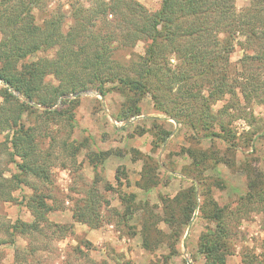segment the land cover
Returning <instances> with one entry per match:
<instances>
[{"label": "trees", "instance_id": "1", "mask_svg": "<svg viewBox=\"0 0 264 264\" xmlns=\"http://www.w3.org/2000/svg\"><path fill=\"white\" fill-rule=\"evenodd\" d=\"M37 4L38 0H0V81L5 85L0 89V135L4 134L0 140V161L4 157L17 170L7 177L0 168V203L11 201L13 192L26 187L30 194L22 199L33 217L31 223L17 219L12 224H0L2 234L11 239L12 246L17 233L28 239L25 250L14 246L12 264L35 261L38 235L62 239L72 233L70 226L47 219L53 209L47 201L52 194H43V188L47 190L53 183L51 167L56 155L76 161L77 154L86 146L71 139L79 100L66 96L89 89L101 96L117 93L122 100L112 117L131 125L130 119L142 114L141 102L149 95L154 111L164 116L149 118L156 129L152 149L162 146L171 134L163 123L156 121L173 120L177 128L187 131L188 143L195 141L200 145L202 140L219 139L229 151L235 147L236 137L229 127L236 116L229 110L264 90L260 75L245 77L246 83L239 82L237 78L242 77V72L237 73L238 68L245 71L247 64L242 60L237 66L230 61L234 40L241 35L248 50L256 54L261 50L260 56L247 59L254 63L255 69L260 66L264 49L256 48L264 39V0H251L243 14L237 12L234 0H160L155 11H149L136 0H96L89 9L73 7L67 29H64L65 14L60 10L38 22L33 12ZM138 42L144 44L142 54L135 51ZM51 50V57L36 56ZM226 96L231 98L229 103L215 111L214 104ZM59 102L60 106L54 107ZM226 116L229 120H225ZM63 122L68 133L57 140L54 132L59 129L53 131L49 126H60ZM46 138L50 144L42 149L40 142ZM181 153L190 159L180 170L190 185L173 197H159L162 221L169 231L159 230L157 219L153 221L151 217H155L150 213L141 228L145 248L153 241L165 239L174 253L173 243L179 240L198 208L207 223L197 244L204 257L202 264H226L227 206H219L212 198L204 172L221 160L228 167L233 162L219 157L214 149L206 151L191 145L182 148ZM135 154L143 162L137 187L144 191L155 188L156 168L161 166L156 160L157 165L149 164L151 158L139 151ZM107 155V151H90L87 159L95 168ZM231 155L233 158L234 154ZM62 163L65 167V162ZM241 169L247 190L238 197L237 208L255 201L264 203V172L256 171L249 163ZM118 172L117 169L114 175L117 182ZM95 184L94 180L92 185ZM93 186L73 203L71 217L75 222L96 228L100 225L101 196ZM200 196L203 199L199 204ZM260 210H264V204ZM211 222L214 226L208 225ZM153 234L156 238L150 241L148 235ZM5 242L0 238V245ZM256 258L257 255L249 254L242 264L260 262Z\"/></svg>", "mask_w": 264, "mask_h": 264}, {"label": "rangeland", "instance_id": "2", "mask_svg": "<svg viewBox=\"0 0 264 264\" xmlns=\"http://www.w3.org/2000/svg\"><path fill=\"white\" fill-rule=\"evenodd\" d=\"M136 1L149 11L157 10L160 5V0ZM95 2L96 0H38L35 7L37 9L33 12L37 21L41 22L42 18L52 11L60 10L65 14L64 29H67L71 23L70 13L73 7L80 5L89 9ZM250 2L251 0H234L237 12L243 14ZM256 21L259 23V20ZM244 42V37L238 35L234 40V50L230 54V61L237 66L242 60L247 64L245 71L238 68L237 73L240 74L241 71L242 77L237 80L246 83L245 77L250 79L260 75L264 81V57L259 60L260 66H257V69L251 60H247L248 56H260V49H264V39L262 45L256 48L260 50L257 54L248 50ZM143 47L144 44L138 42L135 51L142 54ZM52 55L51 50L36 56ZM3 86L5 85L0 81V89ZM262 91L263 93L253 95L250 101L240 102V107L234 106L229 110L230 114L236 116L229 126L236 135L235 147L229 151H226L227 145L219 139L202 140L200 145L195 141L188 143L185 138L187 131L181 127L177 128L172 120L166 123L156 121L157 124L163 123L165 128L171 130V134L162 146L152 149V134L156 129L152 127L149 118L164 116L154 111L149 95L141 102V116L132 120L131 125L114 121L111 117L122 100L117 93L110 92L100 96L94 89H89L75 96H66L71 99L77 97L79 100L74 111L75 123L71 139L83 142L86 146L77 154L76 161L56 155L51 167L53 183L47 190L43 188V194H52V199H47L53 208L47 214V219L50 223L70 226L72 233L62 239L52 236L45 239L38 235L40 242L37 245L36 259L30 264H202L204 257L198 251L197 244L200 234L206 230L207 223L198 208L179 240L173 243L174 253L168 249L165 239L158 243L153 241L145 248L141 233L142 225L150 213L155 217H151L153 221L157 219L159 230L166 233L169 231L162 221L159 197H173L177 191L190 185L188 179L182 178L180 174L181 168L186 167L190 161L181 150L189 145L206 151L214 149L219 157L230 158L229 162H233L232 167H228L221 160L217 166L204 172L212 198L219 206H227L225 214L229 228V253L226 264H242V259H246L249 254L257 255L256 261L260 262L256 264H264V210H260L264 203L255 201L251 205L237 208L238 197L243 196L247 190L245 174L241 167L249 163L256 171L264 172V90ZM230 99L226 96L224 100L216 102L213 109L219 110L222 105L228 104ZM60 104L61 102L54 107ZM229 118L226 116L225 120ZM59 125L49 126L53 131L60 130L54 132L57 133V140L68 133L64 122ZM2 139L4 134L0 135V140ZM49 144L48 138L43 139L40 148L47 149ZM98 150L107 151L108 155L101 165L93 168L87 154ZM135 151L149 156V164L161 166L156 168L158 185L150 191H144L136 185L143 162ZM62 162H65V167ZM0 168L7 177L17 172L15 165L7 163L4 157L0 161ZM117 169L119 182L114 178ZM94 180L95 186L92 185ZM92 186L101 196L100 225L96 228L75 222L71 217L73 203L83 197ZM201 190L205 188L202 187ZM27 194H30L29 189L22 187L13 192L11 201L0 203V224H12L17 219L29 223L33 221L22 199V196ZM202 199L201 196L198 198L199 204ZM208 225L214 226L212 222ZM0 238L7 241L0 245V264H12L15 245L22 250L28 247L25 234L17 233L13 246L9 242L11 239L2 234L1 230ZM148 238L152 241L156 237L153 234L148 235Z\"/></svg>", "mask_w": 264, "mask_h": 264}, {"label": "crops", "instance_id": "3", "mask_svg": "<svg viewBox=\"0 0 264 264\" xmlns=\"http://www.w3.org/2000/svg\"><path fill=\"white\" fill-rule=\"evenodd\" d=\"M101 96V95H100ZM158 115V114H157ZM109 116V115H108ZM141 116V115H140ZM139 116V117H140ZM111 117H112V115H111ZM111 117L109 116V118L111 119ZM139 117H135V118H132V119H130V121L129 122H131L132 120H135V119H138ZM113 118V117H112ZM114 120V119H113ZM114 121H116V120H114ZM173 121V120H172ZM174 122V121H173ZM125 123V122H124ZM174 124H175V126H177L176 125V123L174 122ZM125 125H126V123H125ZM140 169H141V167H140ZM140 171V170H139ZM115 173V172H114ZM115 178V177H114ZM139 178H140V174H139ZM139 178H137L136 180H139ZM182 178H183V176H182ZM108 179H110V177L108 176ZM184 179H186V178H184ZM152 190V189H151ZM148 191H150V190H148Z\"/></svg>", "mask_w": 264, "mask_h": 264}, {"label": "water", "instance_id": "4", "mask_svg": "<svg viewBox=\"0 0 264 264\" xmlns=\"http://www.w3.org/2000/svg\"><path fill=\"white\" fill-rule=\"evenodd\" d=\"M44 108V107H43Z\"/></svg>", "mask_w": 264, "mask_h": 264}]
</instances>
